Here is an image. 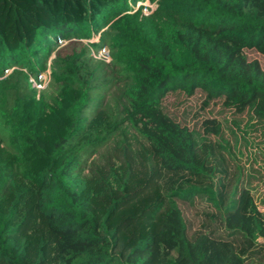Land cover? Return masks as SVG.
<instances>
[{
	"label": "trees",
	"instance_id": "16d2710c",
	"mask_svg": "<svg viewBox=\"0 0 264 264\" xmlns=\"http://www.w3.org/2000/svg\"><path fill=\"white\" fill-rule=\"evenodd\" d=\"M145 1L0 0V264H264V0ZM196 92L232 119L163 110Z\"/></svg>",
	"mask_w": 264,
	"mask_h": 264
},
{
	"label": "rangeland",
	"instance_id": "374dc122",
	"mask_svg": "<svg viewBox=\"0 0 264 264\" xmlns=\"http://www.w3.org/2000/svg\"><path fill=\"white\" fill-rule=\"evenodd\" d=\"M146 4H149L147 0L145 1V6ZM138 6H140V4H136L135 8H137ZM151 6H154V4H150V7ZM142 11L144 12L145 9H142ZM98 38L99 34L94 36L93 41H98ZM82 42L85 44L87 43V40H84ZM60 43L61 46H64L68 44V41H62ZM246 54L249 60L259 61L264 71V56L251 50H248ZM91 55L93 57L98 56L94 51L91 52ZM122 84V82H117L107 99H112L114 96H116L119 93L118 91L121 88ZM31 87L33 88L32 83ZM56 90L57 86L52 83L50 78H48L43 86V89L39 93L37 91L36 92L38 95L44 93L49 97ZM203 102L204 96L199 92H196L192 97L188 99H185L183 96L177 99L174 94H169L164 98L162 102V108L169 115L175 118L180 124H182L183 126H187L190 129L198 128L204 119L217 118L220 121L232 119L231 113L223 111L216 101H211L207 105H203ZM124 130H126V132L122 131L117 136H115L104 148H102L95 154V157H98V155L103 154L107 150L111 149L116 143H119L125 137H132L133 133L129 131V129L126 128ZM248 152L252 155V158L257 156L256 160L260 161L258 163V166L256 165V168L261 169L259 170L258 174H254L251 178L247 179V188L251 191L257 207H259V209L264 212V158L262 155L258 154V150L255 148L249 149ZM262 152H264V150ZM238 158L240 160V163L244 164L247 168L246 173L249 174V171H251L249 166L250 163L246 161V156L244 155L242 157L238 155ZM83 174H85V172H83Z\"/></svg>",
	"mask_w": 264,
	"mask_h": 264
},
{
	"label": "built area",
	"instance_id": "2783aa9c",
	"mask_svg": "<svg viewBox=\"0 0 264 264\" xmlns=\"http://www.w3.org/2000/svg\"><path fill=\"white\" fill-rule=\"evenodd\" d=\"M143 9H145L144 12L142 11L143 14L144 15H149L154 10V6H151L150 7V5H149L148 7H145ZM97 55L98 56H94V57L99 58V59H101V60H103V61H105L107 63L110 61L109 51L106 48H102L101 50H99L98 53H97ZM32 77L33 76L30 77L29 81H30V83L33 84V88L38 93L43 89V86H44L46 80L48 78H50L49 77V71H46L45 73H42V74H40L38 76H34L33 78Z\"/></svg>",
	"mask_w": 264,
	"mask_h": 264
}]
</instances>
